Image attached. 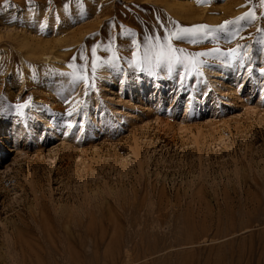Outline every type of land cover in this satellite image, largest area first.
Listing matches in <instances>:
<instances>
[{
	"label": "rangeland",
	"instance_id": "374dc122",
	"mask_svg": "<svg viewBox=\"0 0 264 264\" xmlns=\"http://www.w3.org/2000/svg\"><path fill=\"white\" fill-rule=\"evenodd\" d=\"M174 25L208 26L172 40L199 72L142 69ZM262 29L261 0H0V264H264Z\"/></svg>",
	"mask_w": 264,
	"mask_h": 264
},
{
	"label": "snow or ice",
	"instance_id": "6c2138e0",
	"mask_svg": "<svg viewBox=\"0 0 264 264\" xmlns=\"http://www.w3.org/2000/svg\"><path fill=\"white\" fill-rule=\"evenodd\" d=\"M261 2L264 3V0H261ZM245 19H254V14L252 12H249L248 14H246V16H242L238 18V20H245ZM232 23H234V21H226L225 25ZM207 27L208 26L206 25L193 26L191 28L181 27L179 31H176L174 25L173 30L167 36H161L155 33H150L147 37L144 38L140 46L143 47L146 52L155 50V58L153 59L146 55L145 58L139 62V66L142 69L151 71L153 68H158L161 65H166L169 74H171L175 66H179L181 70H184L188 66V64H191L193 67L196 68V71L198 73L199 68L203 64V61L197 62L194 59V55H198L202 57L207 55V53L187 54L182 58L178 54L183 53L184 50L175 48L173 46L172 40L173 38H175L176 40H184L185 38H191L198 35H207V32L205 31ZM261 31H264V29H262ZM234 51L235 50H233V52ZM93 53H95V50H93ZM190 57H192V59H189ZM232 59L236 60L237 57L233 55ZM96 71H97V66L95 63H92L91 72H90L91 81H86L85 76L88 75L89 73L87 72L86 68H82L80 70V74H72L73 83L78 84L80 82H85L86 93H87V88L92 87L94 84V81L96 79ZM261 72H264V69H261ZM184 75L188 76V72L184 71ZM181 83H183V80H181ZM67 102L71 103V101H67ZM76 103H80V102L77 101ZM24 107H26V105ZM81 110L82 107L75 109L77 113ZM67 115L71 117L73 115V110L70 109L67 112Z\"/></svg>",
	"mask_w": 264,
	"mask_h": 264
}]
</instances>
